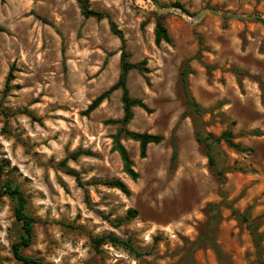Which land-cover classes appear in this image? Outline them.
Here are the masks:
<instances>
[{"label":"rangeland","instance_id":"obj_1","mask_svg":"<svg viewBox=\"0 0 264 264\" xmlns=\"http://www.w3.org/2000/svg\"><path fill=\"white\" fill-rule=\"evenodd\" d=\"M89 3L105 17H85L78 0H0V158L4 179L25 192L38 220L23 252L44 264H259L248 223L264 233V0ZM206 8L246 17L208 11L196 20ZM157 21L171 42L156 44ZM111 22L130 60L149 68L129 72L130 94L147 109L134 107L126 127L164 136L145 157L138 141L121 138L137 180L114 149L122 90L86 111L120 75L122 42ZM186 61L201 117L187 104ZM200 121L217 136L231 129L248 148L216 146L222 177L196 138ZM106 179H121L131 193ZM131 208L138 214L128 218ZM21 233L15 200L0 197L2 264H23L12 251ZM110 234L137 251L110 241L97 249L94 238Z\"/></svg>","mask_w":264,"mask_h":264},{"label":"trees","instance_id":"obj_2","mask_svg":"<svg viewBox=\"0 0 264 264\" xmlns=\"http://www.w3.org/2000/svg\"><path fill=\"white\" fill-rule=\"evenodd\" d=\"M82 9V13L85 17H96L97 19H102L105 17V14L102 11L93 9L89 3V0H78ZM183 8L181 4H177ZM259 20L264 25V18L258 17ZM111 29L114 34H116L122 42L121 46V71L117 82L112 85L109 89L103 91L99 94L93 101L89 104L87 108V113L98 108L101 103L107 99L114 90L121 89L122 90V100L124 104V116L120 120H116L115 122L122 123L117 134L114 135V149L117 150L123 160L124 170L125 172L133 179L137 180L139 178V173L134 169V161L131 158L128 149L122 143L121 138L127 137L130 139H134L140 143V155L145 157L147 155L148 146L151 143H160L164 140V136L157 133L150 132H139L129 130L126 125L133 119L134 117V107L141 106L147 109V105L143 102L142 99L133 97L130 94L127 81L129 72L132 69H139L143 71H148V67L146 66L147 60H143L141 62H132L130 60V52L127 50V41L124 36V32L117 27L114 22H111ZM163 41L171 42V36L168 32L167 27L163 24L162 21H157V25L155 28V42L156 44H161ZM190 65L189 62L186 61L183 72H182V81L185 89L186 100L189 108H191L199 117L202 116L203 110L198 105L196 100L192 97L189 89H188V77L187 72H189ZM203 122L200 121L198 126L196 127V138L197 140L205 146V152L209 159L211 167L217 171V174L222 177L223 170L218 167V162L214 154V150L217 145L221 141H226L230 146L236 148L240 151H246L248 148L241 145V143H237L234 141V136L231 129L224 130L219 136L214 133H206L202 128ZM85 153V151L78 150L74 153L75 156ZM174 159L177 157V151L175 149ZM7 162L4 159L0 158V197L9 196L13 200H15V216L17 221L21 223L22 233L20 238L13 242L12 251L14 257L22 262L23 264H44L43 261L37 257L26 255L23 252V249L30 246L33 240L34 234V225L38 221L36 217L32 216L27 211L28 206V196L25 192L20 188L18 184H13L11 181L5 180V170H6ZM69 173H75L73 170H68ZM105 185L110 187H115L120 189L126 194H130L131 190L128 185L122 181L121 179H106L103 181ZM138 211L136 209H129L127 214L128 218L137 216ZM248 221V218H245ZM248 226L251 230L253 240L255 242V246L258 253L259 264H264V258L262 256V240L264 239V233L258 232L256 225L252 222L248 223ZM95 247L98 249L101 243H105L106 241H110L114 244H121L125 247L129 248L131 251H137L135 247L130 244V240H122L116 235H103L94 238ZM2 258L0 256V264H2Z\"/></svg>","mask_w":264,"mask_h":264},{"label":"water","instance_id":"obj_3","mask_svg":"<svg viewBox=\"0 0 264 264\" xmlns=\"http://www.w3.org/2000/svg\"><path fill=\"white\" fill-rule=\"evenodd\" d=\"M178 9V11H180L182 14H186L189 16V14L182 8L180 7H176ZM171 9V8H169ZM163 10L162 9H159V12H162ZM208 11H213V12H216L217 14H219L220 16H225V17H237V18H244L246 17L245 15H242V14H239V13H234V12H226V13H223L221 11H218L216 9H212V8H206L204 10L203 13H200V14H197L194 18H196V20H199L203 17V15L208 12Z\"/></svg>","mask_w":264,"mask_h":264}]
</instances>
